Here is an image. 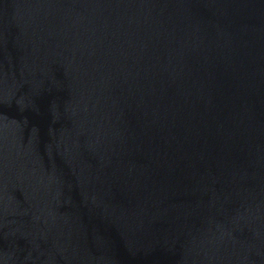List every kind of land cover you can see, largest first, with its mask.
<instances>
[{"label":"water","instance_id":"1","mask_svg":"<svg viewBox=\"0 0 264 264\" xmlns=\"http://www.w3.org/2000/svg\"><path fill=\"white\" fill-rule=\"evenodd\" d=\"M0 264H264V0H0Z\"/></svg>","mask_w":264,"mask_h":264}]
</instances>
